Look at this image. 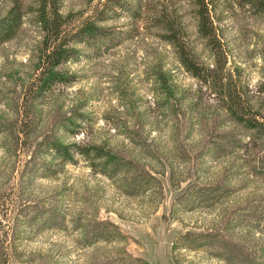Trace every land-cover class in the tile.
Returning a JSON list of instances; mask_svg holds the SVG:
<instances>
[{
    "label": "rangeland",
    "instance_id": "374dc122",
    "mask_svg": "<svg viewBox=\"0 0 264 264\" xmlns=\"http://www.w3.org/2000/svg\"><path fill=\"white\" fill-rule=\"evenodd\" d=\"M94 5L62 10L78 23ZM180 6L185 40L212 69L190 0ZM221 12L229 59L208 85L145 16L104 24L110 36L63 66L73 81L43 95L34 17L0 44V264H264V136L215 94L229 75L247 114L264 116V14L239 2ZM57 139L101 147L120 169L64 162L48 146Z\"/></svg>",
    "mask_w": 264,
    "mask_h": 264
},
{
    "label": "trees",
    "instance_id": "16d2710c",
    "mask_svg": "<svg viewBox=\"0 0 264 264\" xmlns=\"http://www.w3.org/2000/svg\"><path fill=\"white\" fill-rule=\"evenodd\" d=\"M63 1L0 0V44L18 36L26 15H32L34 22L43 32L37 66L40 73L37 77L36 93L39 95L47 93L57 85L71 83L73 76L63 69V66L74 61L79 54L76 46L110 36L109 29L104 24L122 16L134 21L145 16L151 28L159 30L161 41L176 50L181 65L193 77L208 85L209 74L224 72L229 59L220 25L223 21L221 10L234 9L235 3L239 2L254 14H264V0H190L198 32L207 41V46L215 58L211 69L197 62L191 46L185 40L184 15L180 11L181 0H87L89 4L96 2V5L92 7L91 15L78 20V23L74 21L73 12L63 13ZM129 37L133 38L132 35ZM228 76L225 77L222 73V79H217L222 85L218 89L215 87V94L219 95L224 108L236 122L264 136V116L261 111L247 114L250 107L245 102L249 101H241V95L232 90ZM162 81L166 85L167 78ZM48 146L51 152L64 162H74L75 156L80 155L90 161L93 168L98 166L95 160H104L101 161L103 173H116L117 169H120L116 157L101 147L81 146L76 143L69 145L59 139ZM103 232L102 237L106 241L115 239V233Z\"/></svg>",
    "mask_w": 264,
    "mask_h": 264
}]
</instances>
